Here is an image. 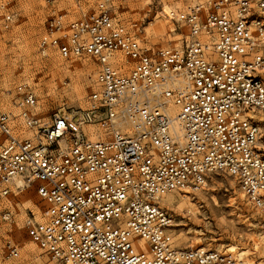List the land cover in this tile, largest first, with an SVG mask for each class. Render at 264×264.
Returning a JSON list of instances; mask_svg holds the SVG:
<instances>
[{
    "label": "built area",
    "instance_id": "1",
    "mask_svg": "<svg viewBox=\"0 0 264 264\" xmlns=\"http://www.w3.org/2000/svg\"><path fill=\"white\" fill-rule=\"evenodd\" d=\"M112 6L54 8L45 20L41 56L96 67L78 109L43 115L34 89L14 86L12 108L0 107V198L10 185L35 192L41 219L27 209L23 226L56 264H236L215 249L175 247L159 198L193 194L224 173L264 209V0L170 10L175 47L143 42ZM0 217L12 214L3 207ZM2 248L18 257L16 243Z\"/></svg>",
    "mask_w": 264,
    "mask_h": 264
},
{
    "label": "rangeland",
    "instance_id": "2",
    "mask_svg": "<svg viewBox=\"0 0 264 264\" xmlns=\"http://www.w3.org/2000/svg\"><path fill=\"white\" fill-rule=\"evenodd\" d=\"M97 1L0 0L1 108H12L13 88L19 82H27L34 89L38 102L45 111L72 110L85 106L88 93L85 77L96 65L87 60L88 57L63 60L55 53L43 57L37 52V41L52 9L78 13L93 9ZM186 1L112 0V12L148 45L173 46L179 43L181 35L178 32H167L164 20L161 17L154 18V15H157L161 5L182 8ZM7 14H11L9 20H6ZM200 190L205 195H198L196 192L190 196L193 201H201L196 222L188 219L190 214L186 210L180 214L176 208L179 201L183 200L180 196L184 195L174 193V203L165 206L172 219L174 245L179 249L203 247L228 254L245 250L249 254L248 261L260 260L264 264V246L261 241L264 219L256 214L253 205L247 204L248 201L241 195L234 178L224 173H213ZM25 196L27 201L23 205L17 193L0 198V209L8 208L12 214L9 222L0 217V264H54L25 235L23 219L27 208L35 212V206L38 205L34 193ZM8 236L19 242L18 257L13 259L3 256V242ZM253 236L257 237L261 249L259 253L253 244ZM134 241L138 249L147 248L146 242L139 238ZM232 245L236 246L233 251L228 249ZM258 255L261 257L257 258Z\"/></svg>",
    "mask_w": 264,
    "mask_h": 264
},
{
    "label": "bare ground",
    "instance_id": "3",
    "mask_svg": "<svg viewBox=\"0 0 264 264\" xmlns=\"http://www.w3.org/2000/svg\"><path fill=\"white\" fill-rule=\"evenodd\" d=\"M191 1H193V0H187L186 1V3L185 4H187V3H190ZM150 3V2H149ZM172 9H174V7H172V6H169V7H164L163 5H161V8H160V10L159 11H157V15L155 14L154 15V18H158L159 16H161V18L164 20L163 21V24L166 26L165 28H166V31L167 32H177V31H174V24H173V20H171L170 19V17L169 16H166V13L167 14H169V12H170V10H172ZM179 34V33H178ZM179 35H181V34H179ZM181 39V38H180ZM180 39H179V43H177V44H175V45H173V47H175V46H178L179 44H180ZM171 45V44H170ZM159 47H167V46H159ZM55 53V52H54ZM56 54V53H55ZM58 55V54H57ZM59 56V55H58ZM61 58V57H60ZM62 59V58H61ZM71 59V58H70ZM64 60V59H63ZM77 60V59H76ZM58 64V63H57ZM56 64V65H57ZM76 65V64H75ZM62 66V65H61ZM69 66V65H68ZM77 66V65H76ZM66 68H68V67H66ZM39 103V102H38ZM40 107H41V105H40ZM42 109V108H41ZM170 110H172V108L170 109ZM173 110H174V108H173ZM42 114L43 115H46V113H48V111H45V110H43L42 109ZM254 116H257V117H260V113L259 112H255V113H252ZM260 127V129L262 130V131H264V124H262V125H260L259 126ZM88 130H89V132L91 133V136H93V137H97L98 135L97 134H99L98 132V130H96V128L94 127V126H90L89 128H88ZM235 180V179H234ZM237 183V182H236ZM10 187V193L12 194V195H14V194H18L19 196H20V202H21V204L23 205V204H26V201H27V199H26V196L25 195H27V194H31V193H34L35 194V192L32 190V189H30V190H27V189H24V188H16L14 185H10L9 186ZM237 187H238V189L240 190V193H241V195L246 199V197L244 196V194H243V192H242V190L239 188V186H238V184H237ZM197 193H198V195H202L203 193H204V191L203 190H200V189H198L197 191H196ZM196 192H194L193 194H187V193H185V194H179L178 192H176V193H178L179 195H184V196H180L181 197V199H183V200H181V201H179L180 203H178L177 204V206H176V208H177V210L180 212V214H182L183 213V211L184 210H186L187 211V213L188 214H190V217L188 218V219H193V222H196V221H198L197 220V218H196V216H197V213L198 212H200L199 210V208L198 207H201V205H200V200L199 201H193V199L192 198H190V196H193ZM8 194V195H3V196H1V198H5V197H7V196H9V195H11V194ZM174 193L175 192H173V194L171 193V192H169V193H166V194H164V195H162L160 198H159V204H160V206H169V205H171V204H173L174 203V198H175V195H174ZM23 194H25V195H23ZM203 195H205V193L203 194ZM35 196L37 197V195L35 194ZM207 197V196H206ZM205 198V197H204ZM247 200V199H246ZM248 201V203L247 204H250L251 206H252V203L249 201V200H247ZM37 203H38V205L37 206H35V214H36V218L39 220V219H41V218H39L40 217V214H41V212H40V206H41V202L38 200V197H37ZM214 204H216V203H214ZM166 206V207H167ZM191 206H192V208H191ZM253 208H254V206H252ZM28 209V208H27ZM255 210H256V214L259 216V217H261L262 219H264V209H260V208H257V207H255ZM199 216V215H198ZM258 217V218H259ZM170 222L172 223V219H170ZM170 223V224H171ZM200 223V222H199ZM225 223V222H224ZM262 225H264V224H262ZM171 226L172 225H170V228H169V232H170V234H171ZM23 228H24V226H23ZM24 231H25V228H24ZM25 235H26V237H27V239L28 240H30L31 242H33L34 244H36L29 236H27V234H26V232H25ZM172 235V234H171ZM5 240H10L11 242H13V243H16V245H17V248H18V252H19V242L15 239V238H13V237H11V236H8ZM252 240H253V244L255 245V247H256V249H257V252L259 253V250H261L260 249V247H259V244H258V242H257V237H255V236H253V238H252ZM261 241H262V246H264V234H262V239H261ZM37 245V244H36ZM189 245H191V244H189ZM175 246V245H174ZM176 247V246H175ZM238 247V246H237ZM203 248V247H202ZM262 248H264V247H262ZM179 249V248H178ZM229 250H235L236 249V246H234V245H232V246H229V248H228ZM217 251V250H216ZM222 252V251H221ZM222 253H225V254H228L227 252H225V251H223ZM47 255V254H46ZM229 256H231L236 262V264L238 263V262H240V263H242V264H262V262L260 261V260H256V261H248L247 259L249 258V254H247L246 252H245V250H241V251H238L237 253H235V254H232V253H229L228 254ZM261 256L260 255H258V257L257 258H260ZM9 259H13V258H9ZM52 262L54 263V264H56L53 260H52Z\"/></svg>",
    "mask_w": 264,
    "mask_h": 264
}]
</instances>
